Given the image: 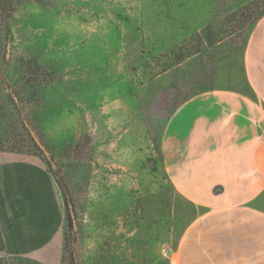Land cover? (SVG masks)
Returning a JSON list of instances; mask_svg holds the SVG:
<instances>
[{
    "label": "rangeland",
    "instance_id": "rangeland-1",
    "mask_svg": "<svg viewBox=\"0 0 264 264\" xmlns=\"http://www.w3.org/2000/svg\"><path fill=\"white\" fill-rule=\"evenodd\" d=\"M263 16L264 0H0V153L69 192L59 264H171L204 208L167 169L166 128L201 93L259 101Z\"/></svg>",
    "mask_w": 264,
    "mask_h": 264
},
{
    "label": "crops",
    "instance_id": "crops-1",
    "mask_svg": "<svg viewBox=\"0 0 264 264\" xmlns=\"http://www.w3.org/2000/svg\"><path fill=\"white\" fill-rule=\"evenodd\" d=\"M257 94L209 91L185 101L163 153L178 191L204 208L171 264H264V16L247 49ZM64 199L41 161L0 153V264H59Z\"/></svg>",
    "mask_w": 264,
    "mask_h": 264
},
{
    "label": "trees",
    "instance_id": "trees-1",
    "mask_svg": "<svg viewBox=\"0 0 264 264\" xmlns=\"http://www.w3.org/2000/svg\"><path fill=\"white\" fill-rule=\"evenodd\" d=\"M60 187L63 189V195H64V201H65V206H66V209L68 211V215H67V218H69V220H72V217L74 216L75 214V210H74V207L71 203V200H70V194L69 192L65 189L64 185L62 183H60Z\"/></svg>",
    "mask_w": 264,
    "mask_h": 264
}]
</instances>
